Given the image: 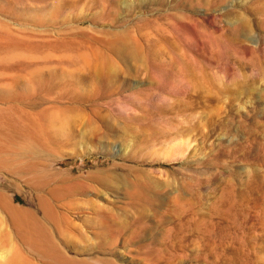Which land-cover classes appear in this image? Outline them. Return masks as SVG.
Listing matches in <instances>:
<instances>
[{
  "label": "rangeland",
  "instance_id": "374dc122",
  "mask_svg": "<svg viewBox=\"0 0 264 264\" xmlns=\"http://www.w3.org/2000/svg\"><path fill=\"white\" fill-rule=\"evenodd\" d=\"M0 264H264V0H0Z\"/></svg>",
  "mask_w": 264,
  "mask_h": 264
},
{
  "label": "bare ground",
  "instance_id": "6f19581e",
  "mask_svg": "<svg viewBox=\"0 0 264 264\" xmlns=\"http://www.w3.org/2000/svg\"><path fill=\"white\" fill-rule=\"evenodd\" d=\"M13 210H14L15 212H18V211H19L18 208H14V207H13ZM105 213H106V212H105ZM105 215H107V214H105ZM105 225H106V226H110V225H111V222H110V221H109V222L106 221V222H105ZM108 236H109V235H108ZM1 256H2V255H1Z\"/></svg>",
  "mask_w": 264,
  "mask_h": 264
}]
</instances>
